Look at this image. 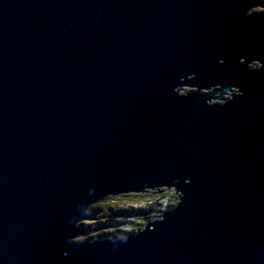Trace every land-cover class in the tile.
<instances>
[{
  "label": "water",
  "instance_id": "water-1",
  "mask_svg": "<svg viewBox=\"0 0 264 264\" xmlns=\"http://www.w3.org/2000/svg\"><path fill=\"white\" fill-rule=\"evenodd\" d=\"M254 8L0 0V264H264ZM172 188L143 230L74 242L93 204Z\"/></svg>",
  "mask_w": 264,
  "mask_h": 264
},
{
  "label": "rangeland",
  "instance_id": "rangeland-1",
  "mask_svg": "<svg viewBox=\"0 0 264 264\" xmlns=\"http://www.w3.org/2000/svg\"><path fill=\"white\" fill-rule=\"evenodd\" d=\"M251 13L253 15L254 14L264 15V8H254L251 11ZM251 68L252 69H258V68H260V66H256V68L255 67H251ZM198 91L199 90H194V92H198ZM211 91L212 90H207V89L202 90V92H204V93H209ZM190 92L191 91L183 92L181 94L185 95V94H188ZM234 93H237V90L229 91V93H226L225 95H223V98L224 97L230 98V97H232V95ZM218 96H220V94L215 96V99H213V102L214 103H223L218 98ZM167 192L174 194V197L176 196V198H177V196L180 197V195H181V194L177 195L175 188H172L169 191H160L159 193L155 194L154 196L150 192L137 193V194H134V200L136 203H138V206H142V205L146 206L148 204L156 202L157 198H159L161 194H165ZM138 195L142 196L143 198H141ZM123 196L124 195L120 196L121 197L120 201H119L120 205L124 204ZM107 198L109 199V197H107ZM110 198H112V197H110ZM126 199L128 202L133 201L131 198H126ZM154 207H155V205H154ZM100 208H101V211H97V212H94L93 210H91L90 219L83 222L84 223L83 227H85V225H86V230H84L83 234L80 236L81 239L80 238L74 239V242H85L86 243V242H92V241H95L98 239L102 240V239L109 237V236H111L117 232H120L118 235H133L132 233H135L130 229L131 227L134 226V225H132L133 222L130 221V219H126L125 216L117 214L118 209L120 210L119 205H117V204L108 205V202H106ZM164 211H165V209H163L162 212H160L158 214L153 213V214L147 216L148 220L154 221L156 219L161 218L162 217L161 215L163 214ZM129 221H130V223H128ZM143 221H144L143 223L146 225L147 218H145Z\"/></svg>",
  "mask_w": 264,
  "mask_h": 264
},
{
  "label": "trees",
  "instance_id": "trees-1",
  "mask_svg": "<svg viewBox=\"0 0 264 264\" xmlns=\"http://www.w3.org/2000/svg\"><path fill=\"white\" fill-rule=\"evenodd\" d=\"M260 16H261L260 18L264 20V15H260ZM155 191L156 190H152L150 193L154 196L155 194L158 193ZM134 194H137V193L124 194V196H123L124 204L123 205H120V202H119L121 195L110 196L112 198L109 197V199L107 198L105 200H102V201L94 204L91 207V210H93L94 212L101 211L100 207L106 202H108V205H111V204L119 205L120 210L118 209L117 214L125 216L126 219H130V221L133 222L132 225H134L130 229L136 233V232H139L140 230H143V228L146 226L143 223L144 222L143 220L145 218L148 219L147 216H149L153 213L158 214V213L162 212L163 209H165L164 212L173 210V208H175L179 203L178 202L179 196H177V198H176V196L174 197V194L167 192L165 194L160 195V197L157 198V201L154 203L148 204L146 206H143V205L138 206V203H136L134 200ZM138 196H140V195H138ZM140 197L143 198L142 196H140ZM126 198H131L133 201L128 202ZM154 205H155V207H154ZM130 221L128 223H130ZM117 233H120V232H117Z\"/></svg>",
  "mask_w": 264,
  "mask_h": 264
},
{
  "label": "clouds",
  "instance_id": "clouds-1",
  "mask_svg": "<svg viewBox=\"0 0 264 264\" xmlns=\"http://www.w3.org/2000/svg\"><path fill=\"white\" fill-rule=\"evenodd\" d=\"M254 15H255V14H254ZM257 16H258V15H257ZM260 67H261V66H260ZM258 69H259V68H258ZM251 70H256V69H252V68H251ZM191 92H192V91H191ZM238 93H239V91H237V93H234V94H238ZM222 96H223V95H222ZM224 98H225V97H224ZM214 99H215V98H214ZM225 99H228V98H225ZM212 103H214L213 100H212ZM93 205H94V204H93ZM93 205H92V206H93ZM92 206H91V207H92ZM90 212H91V208L88 210V214H89V215H88V219H87V220H89L90 217H91ZM164 213H165V212H164ZM164 213H163V214H164ZM163 214H162V215H163ZM162 215H161V216H162ZM146 222L148 223V222H150V220H148V221H146ZM147 223H146V224H147ZM82 224L84 225V223H82ZM83 225H82V226H83ZM84 229L86 230V225H85ZM136 233H137V232H136ZM118 234H119V233H115V234H113V235H118Z\"/></svg>",
  "mask_w": 264,
  "mask_h": 264
},
{
  "label": "bare ground",
  "instance_id": "bare-ground-1",
  "mask_svg": "<svg viewBox=\"0 0 264 264\" xmlns=\"http://www.w3.org/2000/svg\"><path fill=\"white\" fill-rule=\"evenodd\" d=\"M260 19H261V18H260ZM261 20H263V19H261ZM263 21H264V20H263ZM242 61H244V60H242ZM261 66L263 67V65H261ZM255 68H256V67H255ZM262 69H264V68H262ZM257 70H259V69H257ZM209 90H212L210 93H211V94H212V93L215 94V96L218 95V94H221V93H220L221 90H219V89H209ZM237 91L240 92L241 90H237ZM228 93H229V92H228ZM160 191H163V190H160ZM173 209H174V208H173Z\"/></svg>",
  "mask_w": 264,
  "mask_h": 264
}]
</instances>
